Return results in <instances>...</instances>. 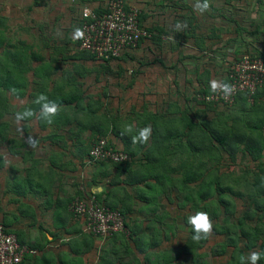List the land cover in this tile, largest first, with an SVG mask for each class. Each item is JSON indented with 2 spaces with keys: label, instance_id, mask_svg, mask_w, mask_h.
<instances>
[{
  "label": "trees",
  "instance_id": "1",
  "mask_svg": "<svg viewBox=\"0 0 264 264\" xmlns=\"http://www.w3.org/2000/svg\"><path fill=\"white\" fill-rule=\"evenodd\" d=\"M87 1L88 0H79V3L82 5L80 6L79 11H81V8L85 5L93 7L98 13H101L104 10V5L98 4L93 6ZM89 1L91 2V0ZM37 4H40V2ZM40 6L41 5H34L33 9L38 10ZM178 8L180 9V12L176 11ZM186 8L191 12L190 15L186 14V11L181 13L183 7H177L176 3L172 2L171 9L168 10V8L166 10V17L171 16V20H173L170 21V24L168 25L167 22H164L163 24L165 19L161 22V18H158L157 16H154L156 20L150 19V23L145 24L144 21L147 15L143 10L138 8L140 11L139 21L142 26L150 32V36L142 37L136 46L129 47L122 53V55L110 59H96L90 52L82 49L70 53L69 45L71 43L79 46V41L76 40L75 42H72L71 36H69L68 33L72 30L73 26L64 30L65 32L62 35L64 38L60 45H54L53 40H58L56 38L58 34L50 33L51 36L47 35V38L43 41L44 43L42 45L44 48L48 47V52L50 51V60L53 61L58 59L66 62L67 60L74 61L78 59L77 61L80 63L76 62V64L79 68L75 66L72 68V71H76L79 74L77 76H79L78 78L80 79H83L82 76H87L88 73L95 72L94 83L98 84V86L95 91H92L82 89L80 85L83 84V82L80 81V84L79 82H75L73 85L68 84V92H63L61 94L64 88L62 83L56 85L54 90L50 94H47V92H45L47 86L46 82L40 81L37 83L41 87L38 90L39 92L37 94L32 93L30 101L18 109L22 112L26 109H31L36 113V116L26 118L24 119V122L34 120V123L37 124L39 128L53 125L52 130H47V132L42 135L41 139L45 141L48 140L51 144L57 145L60 150H56V152L60 151V154L62 155L67 154V141L72 138H75L76 140L78 139L76 144L77 154H84L86 157L89 148H91L93 143L99 138L107 137L108 133L109 135L119 138L122 142V148L113 145L109 140L110 138L107 139L108 144L115 149H120L121 151L128 153L130 160L123 162L95 160L98 165L99 163L102 165L96 167L93 171L94 175L90 179L92 185L97 187L101 186L102 188L101 191L93 193L97 203L119 210L124 217L125 225L126 217L132 213V204H134L135 201L137 202V200H144L147 204H150L156 201L158 197L157 193L160 194L161 204L166 207L169 204L183 206L184 201H188L196 207L200 205V202H216L219 205L233 209L235 206V203L232 202L233 197H238L240 194L250 198L260 197L262 201L258 205V211L253 212L251 210H245V214L246 217H252L259 212H264V84L258 87L251 96H248V92H242L235 98L238 110L237 116L239 114L243 115L249 110H251V113L248 112V117L253 116V119L245 120L243 124H241L240 129H237L234 123L228 122L229 116L224 113V111L227 110L226 107L220 108L222 112L220 111V113H217V118H213L212 120H207V118L194 120L193 117L189 116L188 108L182 110L178 107V100L173 103H170L169 101L165 102L162 110H157L155 111L156 113L153 114H146L145 112L141 115V112L137 114L136 112L131 111L133 114L139 115L138 118L142 121L141 125L147 124L148 121L151 123V141L150 146L147 147V151L143 155V163L141 161L142 159H140V161L136 160V149L132 146L131 134L126 132L127 127L121 125L122 121L119 120L118 116L117 118L112 119L113 125L110 129L103 122L99 121L101 118L97 115V112L100 110L106 111L105 103L107 100L105 99L108 96L109 91H112L111 86H115L116 84L120 86L123 83V81L122 83H112L111 79L107 81L106 78H104V74L121 76L120 74L126 72L124 62L127 58H136L134 56L132 57L127 52H131L133 49L135 50L146 47L140 45L146 43L145 40L152 42L154 47L158 50L162 48V44L164 43V40H162L163 36H166V38H163L167 39L168 43L172 45L171 50H182L183 46L189 41H193L196 44V47L200 50V45L205 43V41H208L209 43L204 50L211 51L214 49L212 48L214 45L221 43L218 34L212 36L210 32H207L201 37L200 31L198 30L200 28V22L196 19L194 13H192L195 10L189 5ZM77 18L78 19H76L74 23L77 21L75 27L80 30L82 18L79 16ZM158 21H160V23ZM191 21L196 23L197 26L195 29H197V31L183 32L185 31V28H187V26L185 27L184 25ZM0 24H3L2 18H0ZM177 25H180V27L177 28ZM41 29H44V26L41 27ZM237 30L238 29L236 28L233 31V37L226 39L222 42V45H218V47H224L228 41H231L232 46L234 43L236 44V36L242 34V32L239 33ZM6 33L4 30H0V118L3 114L1 109L5 105L4 101L7 100V92L18 91L25 85L23 74L27 69L31 68L30 71L36 73V69L33 67H27V64L45 59L43 54L33 52L31 45H26L23 40L16 39L15 41H12L11 35L8 32ZM194 33L198 34L197 39H195L193 35ZM78 37L79 35L76 38ZM28 46H31V52H29V50L27 51L26 47ZM51 46L54 52H58L57 57L54 56V52L50 49ZM227 47L229 48V46ZM239 52L240 51L234 50L233 53L227 52V55H232L235 60H238L240 56L244 54L256 55L264 58L263 50H258L256 53L254 52V54L250 53L248 50L243 51L242 53L244 54H240ZM170 55L176 56L177 54ZM201 56L203 55L192 56L195 64H199L200 58H202ZM172 58L174 59L173 62L167 65H164L162 59L155 60V62L159 63L161 68L168 70L173 67L174 69L178 64L176 58ZM209 58L211 59V57ZM166 59L168 61L170 57L166 56ZM87 60L93 61L95 64L92 67H86L82 63ZM114 60L117 62L120 61V63L116 62L118 67L116 69L111 65ZM153 60L154 58L149 62H143L141 60H137L136 62L139 64L138 66H142L149 64L150 62L153 64ZM226 69V71L224 70L225 76L222 78V81H219L221 83L228 82L232 65H230V69L228 67ZM49 72L50 71L46 68L43 71L44 75H42V77L48 78L50 75ZM62 73L66 74L65 76L68 79V83H70L74 77V75H71V70L69 71L66 69ZM209 74V69H206L204 72L196 75L198 81H200L201 77L205 75L198 86L197 95L200 96L212 92L210 88L211 81L209 80ZM102 81L105 84L102 83ZM125 87H127V84ZM21 94L22 92H18L16 95L21 96ZM40 94L46 95L49 101H54L59 105V114L54 118L52 124H47L45 121L37 118L41 105L35 103V100ZM120 94L121 92H119V95ZM251 97L253 98V103L248 105L247 101ZM184 98L187 99V96ZM192 99L196 101L195 96L192 97ZM198 104L204 106V108H201L200 110L204 111L206 108L207 111H210L217 109L220 102H206L199 99ZM19 111H16L15 114ZM236 119L239 120L240 117H236ZM219 120H222L223 127L221 128L213 122ZM60 126L65 128L62 133L59 132L58 129ZM0 127L6 129L7 123H0ZM86 128H90L94 132H99L100 136L93 137L94 139L85 142V139L81 138V133ZM4 139H6L5 136ZM4 139L0 138V140ZM10 141L16 142L14 140ZM19 144L21 145L22 143ZM56 152L55 154L57 155ZM239 154L246 158L248 162V170L244 171L240 176H236L234 173H232V175H227L229 173H221L220 168L217 166L221 164L223 158L225 157L230 162L229 165L233 167V163L237 161ZM174 159L176 160L175 163L172 161ZM1 162L2 161H0V163ZM134 162L136 165L132 168ZM65 164L62 161H56L55 163L53 160L49 163L50 170L48 182H50V180L53 181L55 176L61 177L63 171H67L68 168L64 169ZM80 164L83 165V163ZM71 169L73 171L76 170L75 168ZM27 171L28 174L32 173V168H28ZM121 173L123 174L122 178H119ZM33 175L34 174L27 175V177L20 182L23 183L24 181L31 183V177ZM249 176L252 177L254 182H250ZM120 181L124 182L121 183ZM241 184L243 185L242 190L238 189ZM171 186H177V188L183 189V196L176 197V200H172L170 195L166 192V190L169 189L168 187ZM234 186H236V188H234ZM148 191L155 192L156 194H148ZM144 192H147V194ZM84 195L83 190H76L75 194H73L68 200L64 201L63 208H67L68 204L75 197H83ZM118 233L120 232L113 233L108 237ZM17 239L21 244H24L22 243L23 240L21 237H17ZM28 246L38 248L32 245ZM38 253L39 250L37 254ZM27 256L29 255H26L25 257ZM23 260L17 264H21Z\"/></svg>",
  "mask_w": 264,
  "mask_h": 264
},
{
  "label": "crops",
  "instance_id": "2",
  "mask_svg": "<svg viewBox=\"0 0 264 264\" xmlns=\"http://www.w3.org/2000/svg\"><path fill=\"white\" fill-rule=\"evenodd\" d=\"M180 1L184 3L182 5L183 10L185 9V11H187L186 7L188 5L195 10L197 0ZM200 2L203 3V0H200ZM208 2V10L212 7L215 8L214 12L210 15L215 17L214 22H216V25L217 23L227 24L228 22L227 20H221L219 17L223 7L228 10L227 15H229L228 17L231 20L239 22L246 21L250 16H253V12H255V7L254 10H249L245 0H208ZM233 2L235 6L232 4ZM212 3L215 4L212 5ZM13 5L14 4L11 2L7 3L5 7L3 6L5 11L2 10L0 13H4L3 15L7 16V19H9L12 9H18V7ZM231 8H233V12H231ZM31 9L32 11H29L34 16L32 22L43 19L37 17L34 13V11L38 10L33 9V7H31ZM178 10L180 9L178 8ZM183 10L181 13L184 12ZM195 11L198 12L197 10ZM198 14H200V12ZM16 16L13 15V17ZM195 17L197 18V14ZM160 21L162 22L163 18H161ZM200 23H202L203 29L200 24L198 30L200 31V36L203 37L206 32L210 31V29L207 30L210 22L206 24L207 27L203 25V22ZM229 28L233 27L231 26ZM33 31H35V28ZM221 32H224L221 37V43H217V45L212 47H217V52L224 51V49L218 47V45H222V41H224L225 38L228 39L229 36L227 34L225 35V33H231L228 31L225 32V30ZM70 36L72 42L78 40V38H76L78 35L75 36L72 33ZM230 36L233 37L234 32ZM250 36V40H247L249 37H246V34H239L236 36L237 43L235 46L237 51H240V54H244L242 52L245 50H248L252 54H254V52L256 53L258 50H263L264 52V35L254 36V39H252V35ZM242 41L243 44H240ZM208 43V41H205V43L201 44L200 50L193 41H189L183 46L182 50H171L172 45L169 43L162 48L164 52L168 54H181L186 52L188 54L203 55L205 60H210L214 65V60H212V58H207V54L210 51L204 50ZM73 44L74 43H71L69 45L70 53L80 50L79 46ZM30 47L31 46L26 47L29 52H31ZM46 49H48V47H46ZM144 50L145 48L143 47L136 51L143 52ZM231 50L232 49L228 48L229 53H233ZM32 51L36 52L34 50ZM201 52H203V54H201ZM47 56L49 61H51L50 54ZM77 60L78 59L74 61L68 60L69 62H64L61 66L60 64L57 65V63L55 66L50 65L46 57L39 61L30 62L27 64V67L36 68L38 66H46L50 71L49 77L43 78V72L32 73L30 71V76L25 77V85L18 91H8V94H13L15 99L26 101V98H31L32 93L37 94L39 92L38 90L41 87L37 83L40 81L46 82L47 86L45 92H47V94H50L56 85L62 83L64 88L61 94L63 92H68V84L73 85L75 82H79L80 84V81L83 82V84L80 85L82 89L95 91L97 86L94 85V75L90 78L92 73H88L87 76H82L83 79H80L78 78L79 76H77L79 74L76 71H72V68L75 66L79 68L76 64V62H78ZM89 62L91 64H89ZM82 64L86 67H92L95 62L87 60L83 61ZM193 64V67L187 69L185 64L180 63L178 66L176 65L174 69L172 67L168 70L152 64L151 67L145 68L143 72L138 74L137 82L140 83L148 77V80L144 81V86H156L155 88L158 89L161 83L170 85V83L179 80V76L181 75L179 69H184L186 71L194 70L199 73L209 69V66H205L201 69L197 64ZM59 69L61 71H59ZM66 69L69 71L71 70V75H74L70 83H68V79L65 76L66 74L62 73ZM58 72L60 74H58ZM130 72L131 70L129 73ZM55 73H57V75L53 76ZM125 77H128V74H126ZM130 77L132 78L127 79L128 81H132L134 75ZM165 80L168 83H164ZM102 83L104 82L102 81ZM32 84L38 86V88L34 90ZM194 84L198 85V83ZM18 92H22L21 96L16 95ZM136 92L132 94L123 92L119 96L113 97L115 94L109 91L105 99L107 100L105 103L106 111L100 110L97 112V115L99 117L101 116V120L99 121L103 122L110 129L113 125L112 119L118 116L119 120L122 121L121 125L123 127H127L128 125L133 126L134 130L131 135L136 134L140 128L151 125L149 121V124L141 125L142 121L138 118L139 115H135L132 112L134 111L137 114L141 112V115H143L145 112L146 114H153L156 113L155 111L157 110H162L165 103V99L162 97L167 95L165 93L166 91L163 93L162 97L152 92L145 91L141 99L136 95ZM120 116L123 117L121 118ZM30 128L23 125L22 132L17 131L14 133L17 137L7 138L5 136V145H0V161H2L0 163V222L8 232L17 237H21L23 240L22 243L38 247L37 250H39L38 254L25 257L21 264H241V256L245 257L244 264H250V261L247 260V256L252 251H259L262 253V258L258 261V264H264V212H259L252 217H246L245 214V210H251L253 212L258 211V205L262 201L260 197L250 198L242 194L238 197H233L232 202L235 203L233 209L219 205L216 202H200L198 206L200 209H195L194 211L191 209L183 211L180 207L175 205L172 206L171 204L166 207L163 206L161 202H155L154 204L153 202L150 204L146 202L144 204H136L138 202L135 201L134 204H132V213L126 217L125 232H120L105 240L89 234L84 231L83 220L73 216L68 208H63L64 201L75 194L76 190H84L86 192L96 187L98 191H101V186L97 187L92 185L90 178H88L90 180L80 181V183L78 179L76 186L71 188V190L69 189L67 192L64 191L61 186V184L66 181L65 177H67V179L71 177L73 170L70 168H75L76 174L88 166H90V170H95V168L91 166L92 163L89 161L88 155L86 157L84 154H77L76 144L78 139L76 140L75 138L67 141L66 155L60 154V151L56 152V150H60L57 145L51 144L48 140L45 141L41 139L42 135H44L47 130H52L53 125L43 128L37 127L41 134L34 138L30 134L31 132L28 131ZM58 129L61 133L65 130L62 126ZM84 132L88 133L87 136H84ZM18 134L25 137L26 141L24 143L20 140L21 137H19ZM96 136H100L99 132H94L90 128L84 129L81 133V138L85 139V142L94 139L93 137ZM107 137L110 138L109 140L113 145L122 148V142L119 138L109 135V133ZM150 141L151 137L147 144H132L136 149V160L140 161V159H142V163L144 162L143 155L147 151V147L150 146ZM19 143L22 144L20 145ZM25 143L28 145L27 151L22 148ZM38 151H40L39 154ZM52 160L55 161V163L56 161L67 163L69 168L67 171H63L61 177L55 176L53 181L50 180V182H48L50 170L49 163ZM80 163H83V165ZM133 166H135V162ZM36 167H38V169H36ZM28 168H32V173L28 174ZM246 170H248V168H246L245 171ZM122 173L119 178H122L124 174ZM32 174L34 175L31 177V183L24 181L23 183L20 182L22 179L26 178L27 175ZM234 175H236L235 172ZM251 176H249V180L250 182H254ZM242 187L243 185L241 184L238 189L242 190ZM234 188H236V186H234ZM144 193L147 194V192ZM149 193L155 192L148 191V194ZM201 210L208 212L210 215L213 222V232L208 238L195 242L192 239L194 233L192 226L188 223V217Z\"/></svg>",
  "mask_w": 264,
  "mask_h": 264
},
{
  "label": "rangeland",
  "instance_id": "3",
  "mask_svg": "<svg viewBox=\"0 0 264 264\" xmlns=\"http://www.w3.org/2000/svg\"><path fill=\"white\" fill-rule=\"evenodd\" d=\"M106 1L109 0H94L91 2L88 0L87 2L90 3V5L96 6L98 4L100 5H106ZM126 2L127 5H134L137 8H139L140 10H143V12L147 15L144 23L148 24L150 23V19H154L156 20V18H154V16H157L158 18H163V20L165 19L164 22H167V25L170 24L171 20V16L170 17H166L167 13L166 10H170L171 9V4L172 2L176 3V6L181 7L184 3L181 2L180 0H124ZM246 3L248 4V8L249 10H254L255 7V12H253V16H250L246 21L244 22H239V21H233L231 20L227 15L228 10H226L225 7H223V10H221V13L219 15V17L221 18V20H227V24H222V23H217L214 22L215 17L210 15L212 12H214L215 8H211L210 10H207L203 13L198 14L199 12H192L194 13V16L197 14V20H199V22H203V25L209 24L210 25L208 27L207 30L210 29V34L212 36L214 35H219L220 39L222 37V34L224 32H231V33H225V35L227 34L229 37L228 39L231 37L230 35L233 33V31L237 28L240 32H242V34H246L247 40H250L252 35V39H254V36H258V35H264V0H245ZM11 2L12 4H14L13 6L18 7L17 8H13L12 9V13L9 15V19H7L8 17L3 15L4 13H0L1 16L0 18H2L3 20V24H0V30H4L5 33L8 32L11 37H12V41H15L16 39L18 40H23L26 45H31L33 50L43 54L46 58H47V62L50 65L55 66L56 63L57 65L60 64V66L62 65V63H64L63 60H58L55 59L53 61H49L48 58V49L42 47L43 45V41L46 40L47 35L51 36L50 33H57L58 36L56 37L58 40L53 39L54 40V45H60L62 44L63 38L62 35L65 32V29L71 28L72 26V30L69 31V36L73 33L75 36H77V29L75 27V25L77 24V21L74 23V21L76 19H78L77 17H81L80 14V6H82L79 3V0H0V12L2 10H4L3 6L5 7V5L7 3ZM40 4H37L39 3ZM215 3H212V5H214ZM234 4V2L232 3ZM34 5L38 6L41 5L38 8V11H34V13L37 15V17L43 18L40 21H33V14L30 13L29 10L32 11L31 7H33ZM235 6V4H234ZM29 7V8H28ZM222 9V8H221ZM229 9V8H228ZM5 11V10H4ZM178 12H180L178 9L176 10ZM185 11V10H183ZM233 8H231V12H233ZM165 13V14H164ZM184 13V12H183ZM186 14H191V12L189 10H187L185 12ZM19 16H18V15ZM78 16H77V15ZM16 16V17H13ZM32 15V16H31ZM210 16H211V21H210ZM153 17V18H152ZM236 18V17H235ZM160 23V21H158ZM143 23V25H144ZM226 23V22H225ZM202 24V23H200ZM35 28H31L33 27ZM44 26V29H41V27ZM185 26V25H184ZM187 28H185V31L183 32H195L197 31L196 28V23L195 22H189L186 24ZM185 26V27H186ZM233 27V28H229V27ZM235 26V27H234ZM207 27V25H206ZM243 30V31H242ZM207 33V32H206ZM7 34V33H6ZM195 39L198 38V34H193ZM48 36V37H49ZM166 38V36H163ZM162 40H164V43L162 44V47H164L166 44H168V40L163 38ZM226 40V38L224 39V41ZM146 43H142L140 45L146 46L144 47L145 50L143 52H137L135 49L134 51L132 50V52H127L129 55H131L132 57H136L135 59H130L127 58V60L124 62L125 65V69L126 72L120 74L121 76H115V75H110V74H104V78H106L107 81H109L111 79L112 83H123L119 86L118 84H116L115 86H111V92H113L115 95H113V97L118 96L119 92L123 93L125 92L126 94H132L135 93L136 91V95L139 96V99H141L144 96V92H152L155 95H158L160 97H162L163 93L165 92L167 95L163 96L162 98L165 99L164 102L169 101L170 103H173L174 101H176L175 99H178L179 102V108H181L182 110H184V108H188V114L190 117H193L194 120H202L203 118H207V120H212L213 118H217L216 114L220 113V111L222 112V110L220 108L226 107L227 110L224 111V113L228 114L229 116V123H234L237 127V129H240L241 124H243V122L247 119H253L252 117H248L249 113H251V110L246 111L243 115H238V110H237V105L236 102H232V103H220L218 105L217 109H213L210 111H207L206 108L204 109V111L200 110L201 108H204V106L202 104H198L199 99H201V95H197V89L198 86L200 85V83L202 82V78L205 76L203 75L200 79V81H198L196 75L199 74L198 71H186L184 69H179V73L181 74L179 76V80L174 81L172 83H170V85H165L163 83L160 84V87L157 89L155 88L156 86H149V85H145L144 86V81L148 80V77L145 78L144 80H142V82L138 83L137 82V76L139 73L143 72L145 70V68H149L151 67V62L149 64L146 65H142V66H138L139 64L136 62L137 60H141L143 62H149L151 61L152 58H154V65L159 66V63L155 62V60L158 59H162V61L164 62V65L170 64L173 62V58H176V62L179 65L180 63L185 64V67L188 69L190 67L194 66V58L192 57L193 55H197L198 54H188V53H181L180 55L177 54L176 56L174 55H170L168 53L164 52V49L160 48L159 50L156 49L154 47V45L152 44V42L145 40ZM222 41V42H224ZM52 43V42H51ZM235 44V43H234ZM232 43L231 41H228L224 47H222V49H224V51H220L217 52L218 48L215 47L214 50H211L208 54H207V58L211 57L212 60H214V65L210 60H205L203 56H201L202 58H200V62L199 64H197L201 69H203L205 66H209V80H222L221 78H223L225 76L224 70L226 71L227 67L230 69V65L233 66V64L237 61L235 60L232 55H227L228 52V47L229 49H232L231 51L236 50L237 48L236 46ZM243 44V41L242 43ZM53 45V43H52ZM50 49L52 50V52H54L52 46L50 47ZM70 49V47H69ZM217 52V53H215ZM57 53L58 52H54V56L57 57ZM201 54H203V52H201ZM170 57V59L167 61L166 56ZM181 58H180V57ZM239 56V55H238ZM237 56V57H238ZM66 62H69L68 60ZM114 60L112 61L111 65L114 69L118 68L117 67V63L120 61ZM89 64H91L89 62ZM180 68V67H179ZM31 69V68H30ZM30 69H27L26 72L23 74L24 78L30 76ZM36 69V73L38 72H43L46 69V66H38L35 68ZM131 70V73H129V71ZM59 71H61L59 69ZM92 73V74H91ZM89 74H91L90 78L93 77L94 73L91 72ZM58 74H60L58 72ZM128 74V77H125V75ZM57 75V73L53 74ZM131 75H134L133 80L130 82L127 79L132 78L130 77ZM53 78V77H52ZM55 79V78H53ZM93 80V79H91ZM120 81V82H119ZM129 83V85H128ZM164 83H168L166 80L164 81ZM194 83H198L194 84ZM127 84V87H125ZM95 86H98V84L94 83ZM32 87L34 90H36V88H38V86L32 84ZM125 87V88H124ZM124 88V89H123ZM196 90V91H195ZM8 94V92H7ZM6 94V95H7ZM185 96H187V99L184 98ZM196 97V101H194L192 99V97ZM7 100L4 101V106L2 107L1 111L3 112L2 117L0 118V123H7V128H1L0 127V138L4 139V136H6L7 138H11V137H17L16 134H14L17 131L22 132V127L27 126L28 128H30V130H28L29 132H31L30 134L33 137H37L39 134V131L37 129V124H35L34 120L32 121H26L24 122V120L18 121L16 118V111H19L18 109L23 106L25 103H27L28 101H30L29 98H26L27 100H20V99H15L14 95L12 94H8L7 96ZM155 97V96H154ZM185 100V101H184ZM248 105H251L253 103V98H249L247 101ZM5 107V108H4ZM218 111V112H215ZM249 112V113H248ZM19 113H22V111H19ZM119 114V112H118ZM101 117V116H100ZM121 118L123 116H120ZM236 117H240L239 120L236 119ZM215 122L218 127H223L222 124V120L219 121H213ZM29 125V126H28ZM8 130V131H6ZM43 134V133H42ZM87 132H84V136H87ZM19 137H21V141H23V143L26 141L25 137L18 134ZM106 136V135H105ZM106 139H108V137H104ZM6 140V139H5ZM28 140V139H27ZM4 140L0 141V145L4 146ZM48 146V145H47ZM23 150H28V145H26V143L22 146ZM43 151V150H41ZM40 151H38L39 154ZM135 160V159H134ZM30 161V160H29ZM173 163L176 162V160H172ZM31 162V161H30ZM106 162H110V161H106ZM90 163V162H89ZM91 166L93 168L96 169L97 166H101L102 164L92 161L91 162ZM65 164V163H64ZM230 162L224 157L223 161L221 162L220 165H218L217 167L220 168V172L221 173H229L227 175H232V173H236V176H240L243 174V171H245L246 168H248V162L246 160L245 157L240 156V154L238 155L237 161L235 163H233V167L229 165ZM136 165V164H135ZM66 168H69L68 164L66 163L65 166ZM134 166L132 165V168ZM36 169H38V167H36ZM71 169V168H70ZM232 169V170H231ZM76 171H73L71 173V177L69 179H67V177H65L66 181L61 184L62 188L64 191H68L69 189L71 190V188H74L77 184V181L79 179V183L80 181L83 182L84 180H90L88 178H92L93 177V171L90 170V166H88L87 168H83L81 172L79 173H75ZM58 173V172H57ZM218 173V170H217ZM176 174V173H175ZM116 179V178H115ZM114 179V180H115ZM89 182V181H88ZM121 183L124 181H120ZM90 183V182H89ZM88 183V184H89ZM169 189L166 190V192L170 195V198H172V200H176V197H182L184 194V190L183 189H179L177 188V186H171L168 187ZM170 190V191H169ZM158 197L156 199L155 202H160V194L157 193ZM169 198V199H170ZM138 203L136 204H144L145 201L144 200H137ZM50 204V201H49ZM172 206H174V204H172ZM175 206H178L175 205ZM180 207L181 210L185 211L188 209L191 210H195V209H200V207H196L194 206L191 202L188 201H184V205L183 206H178ZM119 211V210H118Z\"/></svg>",
  "mask_w": 264,
  "mask_h": 264
},
{
  "label": "built area",
  "instance_id": "4",
  "mask_svg": "<svg viewBox=\"0 0 264 264\" xmlns=\"http://www.w3.org/2000/svg\"><path fill=\"white\" fill-rule=\"evenodd\" d=\"M139 9L127 5L124 0H109L101 13L85 5L80 14L79 48L86 50L96 59L118 57L129 47H134L142 37L150 32L139 21ZM228 84L233 86L230 95L210 92L201 95L206 102L232 103L238 94L248 92V96L264 84V58L244 54L233 64ZM89 157L95 161L123 162L130 160L128 153L109 146L106 138L96 140L89 150ZM94 191L83 197H76L68 204L71 214L84 222V231L102 240L116 232H125L124 217L117 209L97 203ZM36 248L21 244L17 237L6 231L0 222V264L20 263L26 255L37 254Z\"/></svg>",
  "mask_w": 264,
  "mask_h": 264
},
{
  "label": "clouds",
  "instance_id": "5",
  "mask_svg": "<svg viewBox=\"0 0 264 264\" xmlns=\"http://www.w3.org/2000/svg\"><path fill=\"white\" fill-rule=\"evenodd\" d=\"M208 9H209L208 0H203V3H201L200 0H197L195 4V10H197L200 13H203L207 11ZM179 27L180 25H177V28ZM77 35L82 36V33L80 32L79 29H77ZM210 88L213 93L220 91V92H223L225 95H230L231 92L233 91L232 85L228 83H221V82H218L217 80H212L210 82ZM35 103L41 105L39 115L37 116V118L45 121L47 124H52L54 121V118L59 114V105L56 104L54 101H49L47 96L44 94H40L36 98ZM33 116H36V113L31 109H26L22 113L18 112L16 114V118L18 121L24 120L26 118H31ZM133 130L134 129L132 125H128L126 128V132L129 134L133 133ZM151 135H152L151 126L150 125L145 126L143 128H140L136 132V134L131 135V142L133 144H140V145L147 144ZM88 157H89V152H88ZM89 161L92 162L93 160H91L89 157ZM93 188H94L93 189L94 192H98L96 187H93ZM91 191L92 190H88L86 192L84 191L85 192L84 194H87L88 192H91ZM188 223L192 226V229H193V233H194L192 236L193 241L199 242L201 239H206L212 235L213 222L208 212L202 211V210L197 211L194 215H191L188 217ZM261 258H262V253L259 251H252L247 256V260L250 261V264H258V261ZM240 261H241V264H244L245 257L241 256Z\"/></svg>",
  "mask_w": 264,
  "mask_h": 264
}]
</instances>
